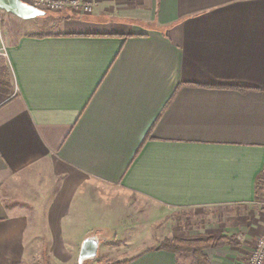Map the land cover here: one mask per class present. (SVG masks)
Segmentation results:
<instances>
[{
    "label": "crops",
    "instance_id": "0c3cea01",
    "mask_svg": "<svg viewBox=\"0 0 264 264\" xmlns=\"http://www.w3.org/2000/svg\"><path fill=\"white\" fill-rule=\"evenodd\" d=\"M91 2L90 15L51 19L58 34L0 32V264L40 240L26 227L83 243L99 230L199 239L180 210L258 225L264 0ZM157 248L123 264H178Z\"/></svg>",
    "mask_w": 264,
    "mask_h": 264
},
{
    "label": "rangeland",
    "instance_id": "374dc122",
    "mask_svg": "<svg viewBox=\"0 0 264 264\" xmlns=\"http://www.w3.org/2000/svg\"><path fill=\"white\" fill-rule=\"evenodd\" d=\"M1 13V12H0ZM65 13H46L44 17L34 18L32 20L27 21H18L13 20V23H7L1 17L0 14V32H4L7 27L8 30L21 33V34H29L37 36H50L54 34H58L61 31V27L55 20H51L56 18L59 15ZM6 26V27H5ZM260 188L258 189V200L254 207H258L263 215L260 216V221L258 225L254 226H244L241 225L239 219H237V224L232 227L229 223L230 220L226 219V214L221 213L219 209H201L199 210L200 215H194V211L190 210H180L177 212L178 216L182 217V223L187 222L191 225V222L195 224L193 229L200 231L199 239L195 240H205L210 237H233L235 238L236 246H226L222 249H208L205 253L209 257L211 264H247L249 262L250 256L253 255L256 243L261 236V230L264 225V178L261 179ZM235 209V208H234ZM253 209V206L245 208L242 206L241 209H238L239 212L241 210L245 211V216L247 212ZM215 213L218 214L219 223L217 226L209 225L208 220L212 219V215ZM222 214V215H221ZM216 215V214H215ZM188 216V217H187ZM263 219V222L261 221ZM229 222V223H227ZM184 223V225H185ZM204 225V229H201V226ZM215 228L220 229L221 234L219 236H214L210 232ZM28 232H34L35 234L42 233L41 236L38 235V239H34V235H29L27 242V253L28 256L25 258H20L18 260L19 264H76L80 251V242H73L71 240H65L66 238V227L62 226L63 241H53L51 240V236H48L40 226L35 227H26ZM133 232H138V227L131 230ZM130 231V232H131ZM89 237H95L98 239L100 244V249L97 252L95 259L91 261H87L84 264H123L126 261L132 260V257H129L130 254H134L142 247H160V244L163 242H140L133 240L135 237L129 235H123L117 237L115 239L110 236V232L108 230H99L98 232L92 233ZM86 237V238H89ZM85 238V239H86ZM100 240V241H99ZM175 240V239H170ZM179 240V239H178ZM183 241H191V240H183ZM194 258L190 253H179L178 254V264H197ZM264 264V262H263Z\"/></svg>",
    "mask_w": 264,
    "mask_h": 264
},
{
    "label": "built area",
    "instance_id": "2783aa9c",
    "mask_svg": "<svg viewBox=\"0 0 264 264\" xmlns=\"http://www.w3.org/2000/svg\"><path fill=\"white\" fill-rule=\"evenodd\" d=\"M23 3L46 13H70L76 16H87L93 12L91 0H21ZM1 38V37H0ZM0 39V58L7 52ZM257 241L255 251L247 264H263L264 262V225Z\"/></svg>",
    "mask_w": 264,
    "mask_h": 264
},
{
    "label": "trees",
    "instance_id": "16d2710c",
    "mask_svg": "<svg viewBox=\"0 0 264 264\" xmlns=\"http://www.w3.org/2000/svg\"><path fill=\"white\" fill-rule=\"evenodd\" d=\"M9 84L3 77H0V92L8 93ZM238 244L235 242L233 237H210L205 240H165L160 244L157 249L164 250L170 253L179 254L183 252L190 253L193 260L197 264H211L209 257L205 253L208 249H222L226 246H236Z\"/></svg>",
    "mask_w": 264,
    "mask_h": 264
},
{
    "label": "water",
    "instance_id": "95a60500",
    "mask_svg": "<svg viewBox=\"0 0 264 264\" xmlns=\"http://www.w3.org/2000/svg\"><path fill=\"white\" fill-rule=\"evenodd\" d=\"M0 9L13 14L20 19L31 20L38 17H44L46 12L31 7L21 0H0ZM99 242L95 237H89L83 240L76 264H84L87 261L95 259L97 255Z\"/></svg>",
    "mask_w": 264,
    "mask_h": 264
}]
</instances>
